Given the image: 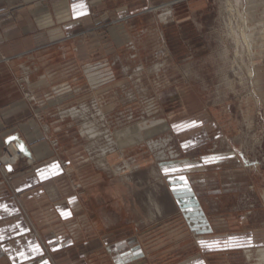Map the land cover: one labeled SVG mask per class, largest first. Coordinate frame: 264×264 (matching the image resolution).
Returning <instances> with one entry per match:
<instances>
[{
  "label": "rangeland",
  "instance_id": "374dc122",
  "mask_svg": "<svg viewBox=\"0 0 264 264\" xmlns=\"http://www.w3.org/2000/svg\"><path fill=\"white\" fill-rule=\"evenodd\" d=\"M98 7L115 13L92 28L96 54L67 67L84 65L66 80L81 96L41 111L65 148L60 184L84 203L65 230L73 234L85 221L92 256L111 253L104 243L121 253L118 245L130 240L142 244V264H260L264 0H103ZM112 28L130 34L117 40ZM20 88L34 103L28 86ZM74 107L82 113L72 127L52 126ZM84 124L99 128L96 141L81 134ZM141 126L145 139L119 149L118 131ZM0 153V167L24 156L11 145Z\"/></svg>",
  "mask_w": 264,
  "mask_h": 264
},
{
  "label": "crops",
  "instance_id": "0c3cea01",
  "mask_svg": "<svg viewBox=\"0 0 264 264\" xmlns=\"http://www.w3.org/2000/svg\"><path fill=\"white\" fill-rule=\"evenodd\" d=\"M102 2L83 0L86 9L82 10L80 0H0V150L10 145L13 150L18 140L26 146L22 158L0 167V264L145 262L142 244L132 245L130 240L118 245L121 253L103 242L111 252L107 257L87 254L91 242L84 243L81 234L85 221L76 225L73 234L65 230L67 224L76 222L84 203L78 193L60 184L68 165L62 157L65 148L57 147L54 130L44 123L41 113L69 96H81V89H70L72 82L66 80L84 65L68 72L67 67L89 62L96 54L89 42L92 28L115 13L112 8L100 9ZM73 4L85 14L75 15ZM129 34L128 30H111L117 40ZM21 85L28 86L36 103L24 97ZM77 108L71 109L76 116L69 115L70 110L63 112L64 122L52 126L72 127L71 121L81 116ZM164 182L174 192V177ZM93 226L96 229L98 224Z\"/></svg>",
  "mask_w": 264,
  "mask_h": 264
},
{
  "label": "bare ground",
  "instance_id": "6f19581e",
  "mask_svg": "<svg viewBox=\"0 0 264 264\" xmlns=\"http://www.w3.org/2000/svg\"><path fill=\"white\" fill-rule=\"evenodd\" d=\"M170 17V16H169ZM89 67V66H88ZM91 71V70H90ZM89 73V72H88ZM97 74H94V73H92V72H90L89 74H88V77H89V80L91 81V82H93V81H96L97 80ZM93 86V85H92ZM93 89H95V88H93ZM97 107V106H96ZM100 107V106H99ZM102 111H103V109H101ZM80 113H82V112H80ZM103 113V112H102ZM76 111L73 109V110H70L69 111V115H73V117L74 116H76ZM84 114H87V113H84ZM159 122V121H158ZM163 123V122H162ZM95 124V123H94ZM161 124H159L158 126H160ZM97 126V125H96ZM99 127V126H98ZM147 127V126H146ZM97 129V128H96ZM99 129V128H98ZM97 129V130H98ZM96 130V131H97ZM96 131H95V129H94V127H93V125L91 126V125H85L84 124V126L82 127V130H81V133H82V135L84 136V137H86V138H90V139H92L93 141L95 140H97L98 139V135H97V133H96ZM148 131V130H147ZM98 132V131H97ZM150 132V131H149ZM117 136H118V140H116V142L115 143H117L118 145H119V149H125L126 147H129L130 145H132V144H136V143H140V142H142L144 139H145V136H146V130L144 129V127L143 126H141V130L139 131V132H134V131H132V127H129V128H126V129H123V130H121V131H118V133H117ZM114 141V140H113ZM90 142V141H89ZM150 142H151V140H150ZM158 144H159V142H158ZM95 145V144H94ZM113 145V144H112ZM12 148H13V150H14V152L17 154V156L19 155V153H20V151H19V149H18V145H16L15 143H14V146H12ZM113 148V147H112ZM103 153V152H102ZM104 155H106L105 156V158L107 157V152H104ZM14 156H16V155H14ZM17 156H16V158H17ZM103 156V155H102ZM100 157H101V155H100ZM99 157V158H100ZM101 158H103V157H101ZM6 159H8V160H10V158H6ZM14 160H16V159H14ZM13 160V161H14ZM6 161V160H5ZM107 168H108V166L107 165H105ZM110 167H111V162H110V165H109ZM106 169V168H105ZM264 200V199H263ZM123 203V202H122ZM155 207H157V211L158 210H161V207L158 205V204H156V206ZM128 210V209H127ZM161 213V212H160ZM257 260L260 262V264H264V250H260L259 251V253H258V258H257Z\"/></svg>",
  "mask_w": 264,
  "mask_h": 264
},
{
  "label": "snow or ice",
  "instance_id": "6c2138e0",
  "mask_svg": "<svg viewBox=\"0 0 264 264\" xmlns=\"http://www.w3.org/2000/svg\"><path fill=\"white\" fill-rule=\"evenodd\" d=\"M79 8L82 9V10H83V9H86V5L83 3V0H80ZM73 11H74V14H75V15H82V14H85L84 11H79V12L77 11V4H73ZM193 123H195V122H193ZM9 139H13V138L10 137ZM21 149L23 150V145H21ZM53 167H54V166H53ZM165 171L167 172L168 170L165 169ZM180 179H181L182 181H184V177H180ZM230 239H239V238H237V237H232V238H230ZM249 241H250V238H249ZM200 243L203 245L205 242L201 241ZM36 250H38V246H37V249H36ZM195 264H203V262H202V261H196Z\"/></svg>",
  "mask_w": 264,
  "mask_h": 264
},
{
  "label": "water",
  "instance_id": "95a60500",
  "mask_svg": "<svg viewBox=\"0 0 264 264\" xmlns=\"http://www.w3.org/2000/svg\"><path fill=\"white\" fill-rule=\"evenodd\" d=\"M14 139H15V138H14ZM16 143H17V145H18L19 150H20L21 152H23V153H26V152H25V151H26V146H25L24 142H21L20 140H18ZM21 145H23V150L21 149Z\"/></svg>",
  "mask_w": 264,
  "mask_h": 264
}]
</instances>
